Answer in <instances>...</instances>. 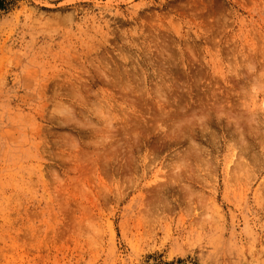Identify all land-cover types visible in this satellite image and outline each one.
Wrapping results in <instances>:
<instances>
[{
	"label": "rangeland",
	"instance_id": "obj_1",
	"mask_svg": "<svg viewBox=\"0 0 264 264\" xmlns=\"http://www.w3.org/2000/svg\"><path fill=\"white\" fill-rule=\"evenodd\" d=\"M0 264H264V0H4Z\"/></svg>",
	"mask_w": 264,
	"mask_h": 264
},
{
	"label": "trees",
	"instance_id": "obj_2",
	"mask_svg": "<svg viewBox=\"0 0 264 264\" xmlns=\"http://www.w3.org/2000/svg\"><path fill=\"white\" fill-rule=\"evenodd\" d=\"M5 8L4 0H0V10Z\"/></svg>",
	"mask_w": 264,
	"mask_h": 264
}]
</instances>
